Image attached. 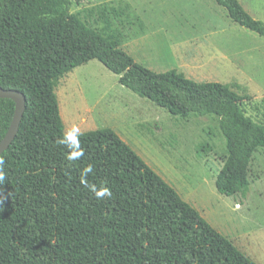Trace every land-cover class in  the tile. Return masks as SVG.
Here are the masks:
<instances>
[{
  "label": "trees",
  "instance_id": "trees-1",
  "mask_svg": "<svg viewBox=\"0 0 264 264\" xmlns=\"http://www.w3.org/2000/svg\"><path fill=\"white\" fill-rule=\"evenodd\" d=\"M214 2L264 39V24L237 0ZM70 7V0H0V88L25 98L17 133L0 155V264H255L113 130L79 133V149L75 134L57 143L65 133L55 88L96 60L171 116L218 119L226 150L214 178L220 195L246 196L252 155L264 150V125L246 116L230 86L152 72L120 48V35L98 33ZM13 112V101L0 99V141ZM85 183L112 194L97 197Z\"/></svg>",
  "mask_w": 264,
  "mask_h": 264
},
{
  "label": "rangeland",
  "instance_id": "rangeland-1",
  "mask_svg": "<svg viewBox=\"0 0 264 264\" xmlns=\"http://www.w3.org/2000/svg\"><path fill=\"white\" fill-rule=\"evenodd\" d=\"M237 2L264 24V0ZM70 3V13L91 29L120 35V48L137 64L155 73L174 70L196 83L228 85L241 97L246 116L264 125V39L230 24L213 0ZM55 96L66 135L113 130L212 228L264 264L263 149L252 155L246 196L226 197L214 187L226 157L216 117L171 116L120 86L96 60L63 76Z\"/></svg>",
  "mask_w": 264,
  "mask_h": 264
},
{
  "label": "water",
  "instance_id": "water-1",
  "mask_svg": "<svg viewBox=\"0 0 264 264\" xmlns=\"http://www.w3.org/2000/svg\"><path fill=\"white\" fill-rule=\"evenodd\" d=\"M0 99H10L14 103V112L9 128L0 141V155L8 149L14 139L25 107L23 94L15 90H3L0 88Z\"/></svg>",
  "mask_w": 264,
  "mask_h": 264
},
{
  "label": "clouds",
  "instance_id": "clouds-1",
  "mask_svg": "<svg viewBox=\"0 0 264 264\" xmlns=\"http://www.w3.org/2000/svg\"><path fill=\"white\" fill-rule=\"evenodd\" d=\"M74 129H76V128H74ZM65 137H66V134L63 135L61 138H59L57 143L61 144V145H64L65 144ZM74 144L77 146L76 149H79L80 140H79V131H78V129H76V134L74 136ZM81 154H82V149H80L79 151H74L72 153V155L77 157V158ZM3 165H4V160H3V158H0V184H3L4 179H5L4 172H3ZM88 171H91V167L88 168ZM85 187H87L97 197H102V196L110 197L111 194H112L111 190L106 188V187L101 188L100 190H97V188L94 185H90V184H87V183H85Z\"/></svg>",
  "mask_w": 264,
  "mask_h": 264
},
{
  "label": "crops",
  "instance_id": "crops-1",
  "mask_svg": "<svg viewBox=\"0 0 264 264\" xmlns=\"http://www.w3.org/2000/svg\"><path fill=\"white\" fill-rule=\"evenodd\" d=\"M214 1V0H213ZM215 3V2H214ZM216 4V3H215ZM217 5V4H216ZM218 6V5H217ZM230 21V20H229ZM230 24H232V25H235V24H233L231 21H230ZM237 26V25H236ZM223 31H226L225 29H223ZM141 35V34H140Z\"/></svg>",
  "mask_w": 264,
  "mask_h": 264
}]
</instances>
